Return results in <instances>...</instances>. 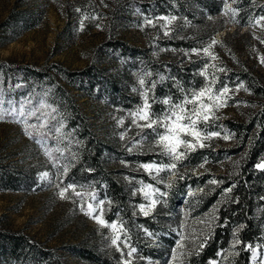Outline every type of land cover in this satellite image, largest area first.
Wrapping results in <instances>:
<instances>
[{
  "label": "trees",
  "instance_id": "trees-1",
  "mask_svg": "<svg viewBox=\"0 0 264 264\" xmlns=\"http://www.w3.org/2000/svg\"><path fill=\"white\" fill-rule=\"evenodd\" d=\"M234 4L242 22L264 9L261 0H235ZM224 5V0H76L71 16L78 23L89 22L90 29H93L100 20L106 21L108 35L98 51L123 67L124 74L118 78L110 77L96 64L71 70L59 64L36 68L0 62V89L5 93L9 91L6 84L23 82V89H10L13 95L31 91L39 98L54 102L59 108L64 131L73 137L71 151L76 154L65 183L70 178L77 185H84L83 190H90L91 186L101 193V198L107 197L104 218L111 222L119 212L124 227L130 230L138 256L143 257L136 258L134 264H162L172 249L180 244L185 245L183 252L187 254L180 264H250L249 252L242 250L243 244L234 247L235 240L264 243V199H261L264 197V171L254 167L264 160V85L249 68L243 65L233 68L216 52L219 29L208 22L210 17L222 13ZM163 15L177 16L169 29L161 28V21L154 20L156 26L144 22L146 18ZM132 18H136L148 39L145 47L133 46L112 32L114 26ZM166 30L171 31V36L163 34ZM213 40L217 43L212 44ZM204 47H209L216 58L208 60L203 53L200 56L191 54L193 48ZM186 53L191 54L190 57ZM204 63L214 66L210 70L216 73L217 89L226 79L230 90H236L243 84L248 98L227 94L231 99L226 106L243 104L249 107L250 112L244 121L215 115L217 127L210 130L220 131L221 136L205 141L207 147L197 149L178 163L175 175L170 177L171 188L166 184L157 185L161 191L168 192L167 203L158 205L156 212L148 218L138 211L133 216L136 211L134 205L143 200L141 195H131L134 185L129 184L128 178L155 184L143 170L138 169V165L152 159L159 162V157L148 151L147 145L143 152L134 149L129 153L126 150L134 138L138 139L135 127L126 131L130 124L126 112L135 109L140 101L138 81L142 77L149 81L157 74H165L178 78L185 87L191 84L198 88L203 78L196 72ZM220 67L225 72H219ZM148 72L153 74L151 78L146 76ZM134 88L137 91H133ZM74 90L105 103L119 119L124 118L123 131L127 140L120 147L99 139L72 95ZM174 92L171 80L158 84L155 89L156 96L161 98ZM155 107L158 109L160 106ZM0 122L14 123L10 120ZM18 126L47 156L44 147L37 145L22 125ZM225 136L228 138L224 139ZM66 143L64 141L59 146L63 148ZM212 179L218 183H209ZM229 186L231 191H227ZM36 189L39 187L34 175L0 166V193H26ZM188 189L193 194L187 197ZM182 208H185V213ZM183 214L188 217L184 226L180 224ZM141 225L152 231L155 238L145 236ZM181 228L185 234L183 243L179 240L178 230ZM101 235L103 246L99 252L83 247L62 250L90 264H121L120 252L110 244L111 230L101 226ZM205 239L206 246L198 247ZM0 264L67 263L60 250L46 247L22 232L0 228Z\"/></svg>",
  "mask_w": 264,
  "mask_h": 264
},
{
  "label": "rangeland",
  "instance_id": "rangeland-1",
  "mask_svg": "<svg viewBox=\"0 0 264 264\" xmlns=\"http://www.w3.org/2000/svg\"><path fill=\"white\" fill-rule=\"evenodd\" d=\"M75 1L0 0V62L36 68L59 64L71 70L96 64L112 78L122 76L123 67L98 51L108 35L106 21L100 20L93 29H90L89 22L78 23L71 16ZM262 13L264 9L242 22L233 0H228L222 13L210 17L208 23L219 29L216 52L224 61L236 69L246 66L264 85V63L261 62L264 57V43H261L264 28L246 23ZM113 31L133 46H147L148 39L136 18L114 26ZM228 94L243 98L249 96L243 87L230 90ZM72 95L102 142L120 147L127 140V135L121 139L123 125L118 124L120 119L110 106L87 97L81 91L74 90ZM249 112L247 105L238 104L221 107L215 115L244 121ZM0 166L32 174L37 181L38 174L52 172L47 156L14 123L0 122ZM38 187L26 193H0V228L22 232L46 247L60 250L67 264H90L62 249L83 247L99 252L103 246L101 226L80 210L79 202L61 198L54 185L38 183ZM192 194L188 189L187 197ZM66 195L70 197L71 193ZM182 210L185 213V208ZM180 219L183 226L188 222L185 214ZM183 231L184 228L178 230L181 243L185 237ZM181 251L184 248L176 246L162 264H172L173 252L176 253V264H180Z\"/></svg>",
  "mask_w": 264,
  "mask_h": 264
},
{
  "label": "snow or ice",
  "instance_id": "snow-or-ice-1",
  "mask_svg": "<svg viewBox=\"0 0 264 264\" xmlns=\"http://www.w3.org/2000/svg\"><path fill=\"white\" fill-rule=\"evenodd\" d=\"M224 3L227 6L228 0H224ZM77 10L79 11V9ZM235 11L233 10V12ZM154 20L162 22L161 28L169 29L172 22L177 20V16L163 15L152 19L146 18L144 22L149 26H156ZM246 23L253 27L264 28V14L258 15ZM176 27L181 26L177 25ZM163 34L171 36V31L166 30ZM216 43L215 40L212 41V44ZM261 43H264V40ZM209 47L193 48L191 54L200 56L203 53L208 60H213L216 57L212 55ZM191 54L186 53L189 57ZM261 62L264 63V57L261 58ZM211 67L214 66L204 63L197 70L196 75L203 78V83L198 88L191 84L185 87L178 78L165 74H157L156 78L149 81L143 77L139 79L140 101L135 109L126 112V116L130 120L129 128L126 131L135 127L138 139L134 138L131 144L126 146V150L129 153H132L134 149L143 152L147 145V150L159 157V162L152 159L138 165V169L143 170L150 180L155 181V184L146 183L143 179L137 180L135 177L128 178L129 184L134 185L131 195L133 197L141 195L143 200V202L134 205L136 211L133 212V216L138 211L143 217L148 218L156 212L158 205L166 204L168 192L161 191L157 185L166 184L167 188H171L170 177L175 175L178 163L186 160L188 155L197 149L207 147L205 141L221 136L220 131L210 129L217 127L216 111L226 106L227 101L231 99L227 95L230 88L227 79L219 89L215 87L217 76L215 71L210 70ZM218 71L225 72V69L220 67ZM146 76L151 78L153 74L148 72ZM168 80L172 81V88L175 89V92L162 98L157 97L155 89L158 84L163 85ZM5 86L9 88V91L5 93L3 89H0V121L10 120L22 125L26 134L37 145L44 147L50 166L54 170L38 174V183L54 185L61 198H71L73 202H79L78 207L85 215L93 218L103 228L110 229V244L120 252L121 264H134L136 258L143 259L138 256V249L133 244L130 230L124 227L119 212L111 222L104 218L106 196L101 198V193L91 186H89L90 190H83L84 185H77L70 178L65 183L69 169L74 166L76 154L71 151L70 145L73 143V137L70 132L64 131L65 124L60 117L59 108L55 106L54 102L39 98L31 91L24 92L19 96L13 95L10 89H23L25 87L23 82ZM238 87H243V84L241 83ZM133 91H137V89L134 88ZM156 105L160 107L157 109ZM118 124H124L123 117L118 120ZM125 135L126 132H122L121 139H124ZM227 138V136L224 137V139ZM64 141L67 143L62 148L59 145ZM49 142H51V146H49ZM254 167L264 171V160L256 163ZM162 173L168 175L162 176ZM209 183L217 184L218 181L212 179ZM227 191H231V186ZM68 193H71L70 197L66 195ZM86 197L87 199H85ZM108 203L111 204V201ZM140 228L145 236L155 238L154 233L148 228H144L142 225ZM206 243L205 239L198 247L203 248ZM241 244H243L242 250L249 252L250 264H264V243L243 242L237 238L234 247ZM178 247L183 249L185 245L180 244ZM186 255L185 252H180L181 258H186ZM171 259L172 264H176L175 252Z\"/></svg>",
  "mask_w": 264,
  "mask_h": 264
}]
</instances>
